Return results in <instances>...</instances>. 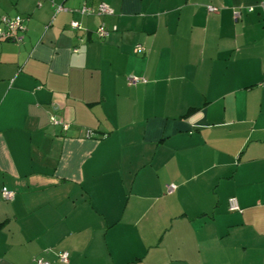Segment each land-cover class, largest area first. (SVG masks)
<instances>
[{
  "label": "crops",
  "instance_id": "0c3cea01",
  "mask_svg": "<svg viewBox=\"0 0 264 264\" xmlns=\"http://www.w3.org/2000/svg\"><path fill=\"white\" fill-rule=\"evenodd\" d=\"M258 1L0 0V264H264Z\"/></svg>",
  "mask_w": 264,
  "mask_h": 264
},
{
  "label": "built area",
  "instance_id": "2783aa9c",
  "mask_svg": "<svg viewBox=\"0 0 264 264\" xmlns=\"http://www.w3.org/2000/svg\"><path fill=\"white\" fill-rule=\"evenodd\" d=\"M257 6L260 8L262 12H264V0H259L257 3ZM248 9L252 10L253 7L250 6L248 7ZM61 10H64V8L61 5H55L54 7L55 12H58ZM79 12L84 15H91V14L106 15V14L112 13V10L108 7L107 4H105L104 2H100L97 5L96 9L83 5L80 8ZM23 21H24L23 18L19 15H16L13 17H8L4 15L0 16V39L19 41L20 37H18L17 33L25 29ZM69 25H70V28L73 30L79 29V24L76 21H71ZM96 33L99 38H104L108 34V29L104 26L103 23H101L97 27ZM142 50L143 48L141 46L135 47L136 52H140ZM127 80L129 84H135L139 81H145L142 77H138L135 75L127 76ZM50 120L52 124L61 125L63 129L67 128V124L56 117H51ZM90 135H91L90 130H87L86 136H90ZM174 187L175 186L173 184L169 185L167 188L168 192H171L174 189ZM1 195L3 199L5 200H12L14 196L12 191L5 190V189L1 191ZM228 209L229 210H239L237 201L234 198H230L228 200ZM57 257L60 263L65 264L68 261V252L61 251L57 254ZM35 261L37 264H49V262L42 257L36 258Z\"/></svg>",
  "mask_w": 264,
  "mask_h": 264
},
{
  "label": "trees",
  "instance_id": "16d2710c",
  "mask_svg": "<svg viewBox=\"0 0 264 264\" xmlns=\"http://www.w3.org/2000/svg\"><path fill=\"white\" fill-rule=\"evenodd\" d=\"M99 3H100V2H99ZM99 3H98V4H99ZM98 4H97V5H98ZM105 4H106V3H105ZM108 7H109V6H108ZM91 8H93V7H91ZM96 8H97V6H96L95 8H93V9H96ZM109 8H110V7H109ZM110 14H111V13H110ZM91 15H96V14H91ZM106 15H109V14H106ZM100 16H103V15H100Z\"/></svg>",
  "mask_w": 264,
  "mask_h": 264
}]
</instances>
